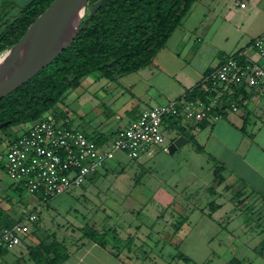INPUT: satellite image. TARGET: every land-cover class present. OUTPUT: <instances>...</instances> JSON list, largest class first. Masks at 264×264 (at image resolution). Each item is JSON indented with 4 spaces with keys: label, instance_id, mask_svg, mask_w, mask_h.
<instances>
[{
    "label": "rangeland",
    "instance_id": "obj_1",
    "mask_svg": "<svg viewBox=\"0 0 264 264\" xmlns=\"http://www.w3.org/2000/svg\"><path fill=\"white\" fill-rule=\"evenodd\" d=\"M16 15L14 10L10 17ZM123 86L119 79L87 75L57 104L55 115L88 136L109 130L108 124L123 127L124 121L116 117L121 100L117 94L129 96ZM256 113L247 115V121L264 117L262 111ZM27 126L1 129V150ZM174 135L167 132L163 146L136 160L115 153L83 187L47 203L27 191L19 194L0 168V207L13 219L36 213L32 229L40 228L39 240L55 239L69 252L90 241L88 229H97L107 233L114 253L135 264H264V255L255 250L264 239V196L240 179L231 181L227 166L220 176L216 166L221 161L199 152L192 142L184 143L180 132ZM177 139L182 144L170 151ZM38 243L27 251L38 264H48L35 250Z\"/></svg>",
    "mask_w": 264,
    "mask_h": 264
},
{
    "label": "crops",
    "instance_id": "obj_2",
    "mask_svg": "<svg viewBox=\"0 0 264 264\" xmlns=\"http://www.w3.org/2000/svg\"><path fill=\"white\" fill-rule=\"evenodd\" d=\"M30 1L0 0V14L5 12V18L12 20ZM14 10L18 11V15L10 17ZM263 33L264 0H196L151 65L114 79L122 80L123 89L129 93L128 97H124L118 90L121 100L117 119L123 120L126 126L143 109L181 99L186 90L202 80L206 70L216 68L225 57L237 51L240 57L257 60L264 65L251 48L252 42ZM100 86L104 88V85ZM243 96L238 112H227L218 121H186L181 127L195 138L204 152L207 151L232 171L231 181L240 179L252 188L253 193L257 191L264 196V117H252L247 121L249 114L264 113V96L255 89H246ZM244 122L245 132L241 130ZM108 126L109 130L94 131L93 135L112 134L114 137L122 128ZM171 132H176L174 136L177 137V131ZM188 142L186 137L184 143ZM32 225L17 247L0 251V264H35L34 261L38 264L34 255L27 251V247L36 240L40 243V228L33 230ZM60 264L135 263L116 256L109 247L86 241Z\"/></svg>",
    "mask_w": 264,
    "mask_h": 264
},
{
    "label": "trees",
    "instance_id": "obj_3",
    "mask_svg": "<svg viewBox=\"0 0 264 264\" xmlns=\"http://www.w3.org/2000/svg\"><path fill=\"white\" fill-rule=\"evenodd\" d=\"M53 1L31 0L22 8L19 16L12 20L5 18V12L0 14V53L15 44L25 34L30 24ZM96 1L90 0V7ZM195 1L105 0L98 11L83 24L80 33L66 50L28 82L0 98V123L10 122L1 129L13 124L35 122L47 116L49 112L55 115L57 104L63 100L68 91L78 88L81 80L87 75L99 73L102 78L114 80L117 76L130 74L151 65L159 51L166 46L174 30L182 24ZM232 56L241 63L245 61L239 56V51ZM212 71L213 69H208L204 75ZM246 89V87L238 88L230 85L229 90L221 97L222 108L219 112L222 116L227 113L224 109L230 101H235L238 106L243 104ZM218 90L221 91L222 87ZM215 94L214 91H205L201 80L193 88L186 90L183 97L186 100L201 99L208 102ZM241 94L242 98L239 99ZM61 117L64 119L66 115L62 114ZM245 125L246 122L241 128L243 132ZM167 128L168 132L178 131L186 136L199 152L204 151L181 125L168 120ZM112 136V134H96L90 138L101 145L110 141ZM1 143L0 137V154ZM0 168L5 170L1 160ZM223 168L224 165L221 163L216 166L220 176ZM97 174L91 175L90 179L95 178ZM10 186L19 194L26 191L24 187L14 182ZM24 219L22 217L13 219L0 207V231ZM85 236L101 247H109L107 233L88 229ZM35 250L48 264H60L70 255L67 247L55 239L50 242L42 239ZM255 250L260 255H264V239ZM115 255L120 256L119 253ZM179 255L186 262H190L188 256L181 252Z\"/></svg>",
    "mask_w": 264,
    "mask_h": 264
},
{
    "label": "built area",
    "instance_id": "obj_4",
    "mask_svg": "<svg viewBox=\"0 0 264 264\" xmlns=\"http://www.w3.org/2000/svg\"><path fill=\"white\" fill-rule=\"evenodd\" d=\"M251 48L264 63V33L252 42ZM244 60L241 63L234 56H227L210 74L203 76L202 88L216 92L208 102L182 97L143 109L110 141L101 145L51 114L28 122L23 133L1 150L0 160L5 165V172L12 182L24 187L41 202L81 188L115 153L123 152L136 160L149 154L150 149L163 146L168 120L182 125L186 121L221 119V97L230 85L255 89L264 96V65L257 60ZM219 87H222L221 91ZM224 110L236 113L239 106L232 100ZM36 221L37 214L31 213L23 221L1 230L0 251L19 245Z\"/></svg>",
    "mask_w": 264,
    "mask_h": 264
},
{
    "label": "water",
    "instance_id": "obj_5",
    "mask_svg": "<svg viewBox=\"0 0 264 264\" xmlns=\"http://www.w3.org/2000/svg\"><path fill=\"white\" fill-rule=\"evenodd\" d=\"M89 2L90 0H54L30 24L25 34L1 53L0 98L10 94L51 64L72 44L83 24L98 11L105 0H97L90 8ZM9 123H0V129ZM181 140L177 139L170 151L180 147Z\"/></svg>",
    "mask_w": 264,
    "mask_h": 264
}]
</instances>
